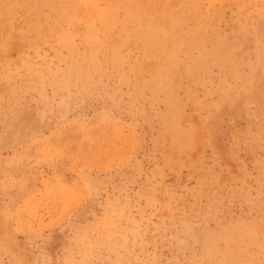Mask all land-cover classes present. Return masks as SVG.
Listing matches in <instances>:
<instances>
[{"label": "rangeland", "instance_id": "rangeland-1", "mask_svg": "<svg viewBox=\"0 0 264 264\" xmlns=\"http://www.w3.org/2000/svg\"><path fill=\"white\" fill-rule=\"evenodd\" d=\"M0 264H264V0H0Z\"/></svg>", "mask_w": 264, "mask_h": 264}, {"label": "bare ground", "instance_id": "bare-ground-1", "mask_svg": "<svg viewBox=\"0 0 264 264\" xmlns=\"http://www.w3.org/2000/svg\"><path fill=\"white\" fill-rule=\"evenodd\" d=\"M209 2V1H208ZM201 10V9H200ZM207 20V19H206ZM204 21V20H203Z\"/></svg>", "mask_w": 264, "mask_h": 264}]
</instances>
